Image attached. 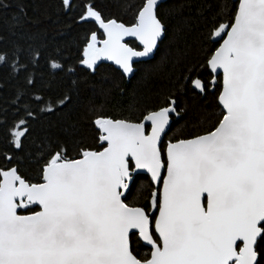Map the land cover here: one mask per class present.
<instances>
[{
    "label": "snow or ice",
    "instance_id": "1",
    "mask_svg": "<svg viewBox=\"0 0 264 264\" xmlns=\"http://www.w3.org/2000/svg\"><path fill=\"white\" fill-rule=\"evenodd\" d=\"M122 4L134 23L109 18L96 0H61L74 24H99V34L85 37L80 64L94 72L106 57L128 76L151 75L162 65L165 87L139 116L100 111L85 122L65 111L71 95L49 98L51 89L38 87L33 69L41 51L22 30L27 5L0 0V24L16 37L0 65L23 77L8 107H0L12 152L0 158V264H264V0H239L228 16L206 0L199 21H185L190 27L177 30L173 51L149 68L138 67L139 59L155 60L171 31L165 3ZM193 31L210 45L202 48L203 64L192 59L184 34ZM57 55L49 67L76 75ZM209 96L221 108L215 122L169 137L189 115L186 100ZM42 116L62 122L47 121L35 151L17 155ZM89 134L98 142L90 143ZM33 163L35 176L27 171ZM140 170L151 174L153 190L144 206H130ZM141 242L149 252L138 250Z\"/></svg>",
    "mask_w": 264,
    "mask_h": 264
},
{
    "label": "trees",
    "instance_id": "2",
    "mask_svg": "<svg viewBox=\"0 0 264 264\" xmlns=\"http://www.w3.org/2000/svg\"><path fill=\"white\" fill-rule=\"evenodd\" d=\"M23 2L27 5V19L22 25V30L32 37L34 46L41 51V58L37 62L38 66L33 69L39 81L38 87L43 86L51 89L49 98L52 94L67 93L71 95L73 104L65 111L71 113L70 119L72 121L95 120L96 113L100 111L117 119L128 118L132 115L139 116L141 107L146 103L155 102V96L161 93L165 87L163 82L166 79L168 69L161 65V71L153 72L151 75L140 72L136 76H128L124 75L116 64L102 61L98 63V67L93 72L87 66H82L80 61L84 57L85 37L91 31H98L99 34L98 22L74 24L70 16L65 15L62 11L61 0H23ZM79 2L80 0H76V3ZM96 3L109 18L118 17L126 24L135 22L132 13L123 6L122 0H96ZM164 3L171 28L169 36L161 46L160 52L157 53L156 59L152 61L142 59L138 62V67L149 68L151 65H156L162 57L172 52L177 30L181 27H190L185 24L187 20L199 21L198 12H203L201 5L206 3V0H166ZM216 3L219 7L214 11L228 16L232 14L233 5L239 2L236 0H216ZM186 4L193 6L182 7ZM184 34L189 36L192 59L203 64V56L206 55V52L202 51V48L206 49L210 45L203 43L198 32L193 31L190 35L187 32ZM100 39L103 37L101 36ZM15 41L16 37L12 32L0 24V54L9 51ZM129 44L138 49L141 48L135 40L129 41ZM58 53H61L68 64L76 69V75L53 71L49 67V61L57 60ZM204 78L210 79L207 72H204ZM219 79L222 87L221 76ZM22 82V75H15L7 64L0 65V107H8ZM186 103L191 109L189 115L180 124L173 126L169 137L178 131H199L209 127L221 112V108L217 106L216 96H209L202 103L199 100L189 98ZM47 121H51L53 124L62 122L59 116H42L41 121L36 125L37 132L25 144L23 152L18 151L17 155L25 157L35 151L33 141L39 143L38 137L42 134L40 128ZM88 140L90 143L98 142L93 140L91 134H89ZM4 155H12V152L5 139L4 130L0 129V158ZM37 167L34 163L31 164L27 169L29 175L35 176ZM152 185L151 178L147 174H142L137 182V187L128 197L129 205L144 206L153 190ZM30 207L34 211L40 209L31 205ZM22 213L26 214L27 212ZM138 250L142 254L150 251L149 247L142 242L138 245Z\"/></svg>",
    "mask_w": 264,
    "mask_h": 264
},
{
    "label": "water",
    "instance_id": "3",
    "mask_svg": "<svg viewBox=\"0 0 264 264\" xmlns=\"http://www.w3.org/2000/svg\"><path fill=\"white\" fill-rule=\"evenodd\" d=\"M166 0H163V2H165ZM236 1H238L239 2V0H236ZM134 39H136V38H134V37H126L125 38V42H129L130 40H134ZM129 44V43H128ZM130 45V44H129ZM131 46V45H130ZM143 58H140L139 59V61L140 60H142ZM102 61H108V62H111V63H114L115 64V62L114 61H111V60H108L106 57H103L100 61H98L97 63H99V62H102ZM118 66V65H117ZM119 67V66H118ZM221 78L223 77V74H222V70H221ZM141 172H142V174H147L150 178H151V174L147 171V170H140ZM152 180V179H151ZM153 182V181H152ZM154 183V182H153ZM38 211H40V209L38 210ZM22 215H28V214H22ZM144 245H146V242H142Z\"/></svg>",
    "mask_w": 264,
    "mask_h": 264
},
{
    "label": "flooded vegetation",
    "instance_id": "4",
    "mask_svg": "<svg viewBox=\"0 0 264 264\" xmlns=\"http://www.w3.org/2000/svg\"><path fill=\"white\" fill-rule=\"evenodd\" d=\"M135 41H137L138 42V44L141 46V48L140 49H138V50H141L142 49V45L140 44V42L137 40V39H134ZM130 41H132V40H130ZM129 43V42H128Z\"/></svg>",
    "mask_w": 264,
    "mask_h": 264
},
{
    "label": "rangeland",
    "instance_id": "5",
    "mask_svg": "<svg viewBox=\"0 0 264 264\" xmlns=\"http://www.w3.org/2000/svg\"><path fill=\"white\" fill-rule=\"evenodd\" d=\"M100 46H102V45H100ZM21 214V213H20ZM23 214V213H22ZM26 214H30V213H26Z\"/></svg>",
    "mask_w": 264,
    "mask_h": 264
}]
</instances>
